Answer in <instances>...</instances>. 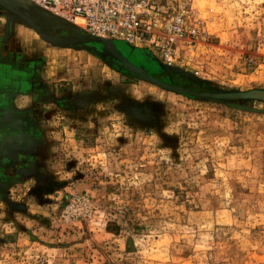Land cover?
I'll return each instance as SVG.
<instances>
[{"label":"rangeland","instance_id":"1","mask_svg":"<svg viewBox=\"0 0 264 264\" xmlns=\"http://www.w3.org/2000/svg\"><path fill=\"white\" fill-rule=\"evenodd\" d=\"M192 2L163 63L0 0V264H264V0Z\"/></svg>","mask_w":264,"mask_h":264},{"label":"built area","instance_id":"2","mask_svg":"<svg viewBox=\"0 0 264 264\" xmlns=\"http://www.w3.org/2000/svg\"><path fill=\"white\" fill-rule=\"evenodd\" d=\"M29 1L75 24L88 36L123 41L148 50L163 63L175 61L208 33L192 0Z\"/></svg>","mask_w":264,"mask_h":264},{"label":"water","instance_id":"3","mask_svg":"<svg viewBox=\"0 0 264 264\" xmlns=\"http://www.w3.org/2000/svg\"><path fill=\"white\" fill-rule=\"evenodd\" d=\"M17 1H19L21 4H24V5H30V6H32V7H36V8H38V9H40V10L43 12L44 15L50 17V18L53 19L54 21H57V22H60V23H63V24H68V25H70V26H71V25H75V24H73V23H70V22H68V21H66V20H64V19H62V18H59V17L53 16L51 13H49V12L45 11L44 9L40 8L39 6L33 4V3H32L31 1H29V0H17ZM77 27H78V26H77ZM78 29L80 30L79 27H78ZM80 32H81V30H80ZM80 37H82V38L84 37V38H86V39H89V40H95V41H99V40H101V41H108V42L111 43V45L114 44L113 41H112L111 39H105V38H100V37H91V36H88L87 34H85L84 32H83V34H81Z\"/></svg>","mask_w":264,"mask_h":264},{"label":"bare ground","instance_id":"4","mask_svg":"<svg viewBox=\"0 0 264 264\" xmlns=\"http://www.w3.org/2000/svg\"><path fill=\"white\" fill-rule=\"evenodd\" d=\"M67 29H75L77 31H80L76 25H71V27H68Z\"/></svg>","mask_w":264,"mask_h":264},{"label":"crops","instance_id":"5","mask_svg":"<svg viewBox=\"0 0 264 264\" xmlns=\"http://www.w3.org/2000/svg\"><path fill=\"white\" fill-rule=\"evenodd\" d=\"M2 47V42H0V48ZM0 78H1V74H0Z\"/></svg>","mask_w":264,"mask_h":264}]
</instances>
